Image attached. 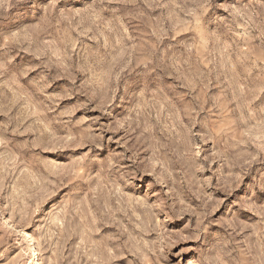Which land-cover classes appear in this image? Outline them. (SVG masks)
I'll use <instances>...</instances> for the list:
<instances>
[{"label":"rangeland","instance_id":"obj_1","mask_svg":"<svg viewBox=\"0 0 264 264\" xmlns=\"http://www.w3.org/2000/svg\"><path fill=\"white\" fill-rule=\"evenodd\" d=\"M0 22V264H264V0Z\"/></svg>","mask_w":264,"mask_h":264},{"label":"clouds","instance_id":"obj_2","mask_svg":"<svg viewBox=\"0 0 264 264\" xmlns=\"http://www.w3.org/2000/svg\"><path fill=\"white\" fill-rule=\"evenodd\" d=\"M88 19H92V17H89ZM92 22L95 23V20L92 19ZM5 23L7 22H0V27H2ZM97 27L99 28L100 26L97 25ZM0 42H2L0 43V48H7L11 42V38H5L2 34H0ZM0 67H3V65H0Z\"/></svg>","mask_w":264,"mask_h":264},{"label":"bare ground","instance_id":"obj_3","mask_svg":"<svg viewBox=\"0 0 264 264\" xmlns=\"http://www.w3.org/2000/svg\"><path fill=\"white\" fill-rule=\"evenodd\" d=\"M33 238V237H32ZM33 240V239H32ZM29 248H31V247H29ZM39 249H37V246L35 245V243L33 242L32 243V255H33V260H35V262L34 263H32V264H40L41 263V261H40V254H39V251H38Z\"/></svg>","mask_w":264,"mask_h":264}]
</instances>
